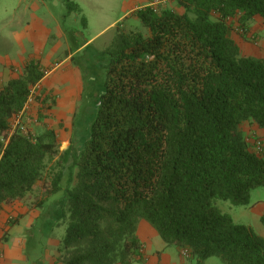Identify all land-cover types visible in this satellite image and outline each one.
Returning <instances> with one entry per match:
<instances>
[{"label":"trees","instance_id":"16d2710c","mask_svg":"<svg viewBox=\"0 0 264 264\" xmlns=\"http://www.w3.org/2000/svg\"><path fill=\"white\" fill-rule=\"evenodd\" d=\"M174 1L138 8L140 28L119 24L107 47L72 57L91 78L81 146L61 151L56 129L14 125L46 76L39 61L0 87V211L48 177L66 226L61 264H147L142 220L196 264H264V237L213 204L248 206L264 188V157L243 129L264 128V58L231 37L234 24L264 25V0Z\"/></svg>","mask_w":264,"mask_h":264},{"label":"rangeland","instance_id":"374dc122","mask_svg":"<svg viewBox=\"0 0 264 264\" xmlns=\"http://www.w3.org/2000/svg\"><path fill=\"white\" fill-rule=\"evenodd\" d=\"M73 1L80 7L78 12L68 13L63 0H0V56L7 51L15 57L21 53L29 57L30 50L35 52L33 43L29 40L33 38L39 54L45 58L44 61L51 62L46 68L47 77L34 88L33 97L30 98L25 110L16 117L14 125H23L26 132L32 135L40 133L44 127L56 129L61 151L67 149L72 141L77 146L84 144L89 119L87 111L89 98L88 91L83 88L82 79L83 82L91 80L85 74L82 75L81 69L72 59L64 62L65 57L73 54L76 61V57L83 61L81 52L89 44L97 49L107 47L113 39L115 27L119 24L127 29L140 28L139 20L131 16L133 9L135 11L147 5L157 6L160 3L175 6L174 0ZM233 26L232 31L236 36V39H233L241 48L242 54L264 58V48H260L262 44L259 47L254 45L258 41L256 38H253V42H247L250 38V29L242 33L241 27ZM257 26L258 42H263L264 27L260 24ZM78 48L80 49L77 50ZM64 72L70 73L69 80ZM68 88L76 93L72 94ZM45 97H47L45 103L38 101L39 98ZM255 138L256 136H251L250 140L254 142ZM47 182L48 177L45 181L38 182L29 199L42 190L46 195ZM262 200L264 188L259 187L251 191L248 206L233 205L227 200H214L213 204L222 213L230 215L238 224H254L258 220L256 213L262 207L257 206ZM65 228L63 223L56 225L51 238L62 239L66 233ZM47 254H57L53 244L48 246ZM38 262L50 264L44 260ZM208 262L222 264L218 256L210 257ZM27 263L30 264L29 261Z\"/></svg>","mask_w":264,"mask_h":264},{"label":"crops","instance_id":"0c3cea01","mask_svg":"<svg viewBox=\"0 0 264 264\" xmlns=\"http://www.w3.org/2000/svg\"><path fill=\"white\" fill-rule=\"evenodd\" d=\"M133 11L134 9L132 12ZM259 24L264 27L261 19L255 17L249 26L250 38L247 42H253V38L259 41L256 32L258 30L257 25ZM234 25L235 27H239L237 24ZM231 33V37L235 38L236 36L233 34L234 32L232 30ZM38 39L40 40V38ZM29 40L33 43L35 49L34 53L30 50L31 53L29 57L24 55V53L15 57L7 51H4L0 56V87L5 85L12 78L20 75L24 64L30 60L39 61L45 69L51 63L44 61L45 58L39 54V49L34 45L33 38ZM258 41H256L254 45L259 47V45L262 44L260 48H264V40H262L263 42ZM79 49L80 48H78V50ZM73 56V54H68L64 62L68 59H72ZM64 73L68 76L67 80H69L70 73ZM46 77L47 76H45V78ZM82 84H84L83 79ZM68 90L72 92V94L76 93V91L73 92L71 88H68ZM65 91H67V89H65ZM243 129L249 138L251 136L264 138V128H259L253 123H245ZM28 199L29 198L26 199L27 201L24 200L16 202L13 205L5 206L0 211V264H28V261L30 264H39L38 261L40 260L48 261L50 264H61L57 262L58 247L61 239L51 238L53 228L61 223V221H59L62 209L60 196L56 194L46 196L42 190V192H39L36 196ZM260 206H262L261 210L256 213L258 220H256L254 224L250 223L246 225L252 226L258 234L264 237V225L262 223V217L264 216V200H262L257 207ZM138 235L144 243V255L147 264H196L192 259L184 255V250L177 249L174 246H168L158 235L157 231L144 220L140 221L138 225ZM50 244L54 245L57 254H47ZM208 260H206L205 264H210Z\"/></svg>","mask_w":264,"mask_h":264},{"label":"built area","instance_id":"2783aa9c","mask_svg":"<svg viewBox=\"0 0 264 264\" xmlns=\"http://www.w3.org/2000/svg\"><path fill=\"white\" fill-rule=\"evenodd\" d=\"M241 32L246 33L247 31L245 29H241ZM253 143H254L255 150L257 151V153L264 157V138L256 137ZM184 255L189 257L187 250H184Z\"/></svg>","mask_w":264,"mask_h":264}]
</instances>
